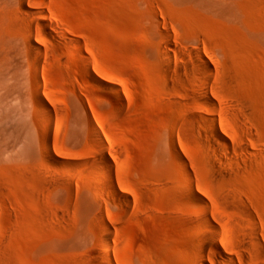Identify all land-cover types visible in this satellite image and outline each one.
Returning <instances> with one entry per match:
<instances>
[{
	"label": "rangeland",
	"instance_id": "rangeland-1",
	"mask_svg": "<svg viewBox=\"0 0 264 264\" xmlns=\"http://www.w3.org/2000/svg\"><path fill=\"white\" fill-rule=\"evenodd\" d=\"M109 263L264 264V0H0V264Z\"/></svg>",
	"mask_w": 264,
	"mask_h": 264
},
{
	"label": "bare ground",
	"instance_id": "bare-ground-1",
	"mask_svg": "<svg viewBox=\"0 0 264 264\" xmlns=\"http://www.w3.org/2000/svg\"><path fill=\"white\" fill-rule=\"evenodd\" d=\"M28 38H32V37H28ZM32 41V42H31ZM29 42H31L30 43V48H32V50H31V52H35V53H37L38 51H39V49L36 47V46H34V44H33V39H30L29 40ZM34 50V51H33ZM30 52V53H31ZM33 54V53H32ZM33 56L34 55H32V58H33ZM30 57H31V55H30ZM34 57H36V55L34 56ZM31 58V59H32ZM34 59V58H33ZM35 60H36V58H35ZM32 62H34V60L32 61ZM32 62H31V64H32ZM33 71H36L37 70V64H33ZM86 68V67H85ZM84 68V69H85ZM32 69V68H31ZM88 69V68H87ZM87 69H85V71L87 70ZM84 72V71H83ZM88 72V71H87ZM83 75H85V74H83ZM89 78H91L92 79V83H94L96 80H95V78H94V75L93 76H89ZM89 82H90V79H89ZM96 86H98L99 87V83L97 84V81L94 83ZM100 87H102V86H100ZM202 88V90L203 91H205V87L204 86H202L201 87ZM206 99V98H205ZM119 102V101H118ZM117 102V103H118ZM121 104V103H120ZM119 105V104H118ZM95 120V119H94ZM95 125H94V127H93V129H94V132H95V134H97V135H99V133H98V131L101 129V123L96 119L95 120ZM207 124V123H206ZM207 126H208V128H212L213 129V127H211V124L209 125V124H207ZM44 127V126H43ZM42 131H44V129L42 128ZM40 134V133H39ZM42 135V134H41ZM44 135V134H43ZM213 137L218 141V142H220V143H222V144H224V145H228V141H227V139L225 138V136L224 135H222L221 134V132L219 133V132H217V131H214L213 132ZM41 139V143H44L45 141H42L43 139L42 138H40ZM39 139V140H40ZM45 140V139H44ZM40 143V142H39ZM46 144H47V142H45ZM49 144V143H48ZM40 145V144H39ZM47 146V145H46ZM47 149H48V147H47ZM229 151V150H228ZM221 153V152H220ZM223 153H224V151H223ZM226 153H224V155H225ZM223 155V156H224ZM183 171V170H182ZM184 172H185V170H184ZM102 174V173H101ZM103 174H106V173H103ZM182 174L184 175V173L182 172ZM185 174H186V176L188 175L186 172H185ZM99 175V174H98ZM100 176V175H99ZM103 176V175H102ZM185 176V177H186ZM106 177V178H105ZM104 178L105 179H107V177L108 176H105ZM188 177V176H187ZM98 178V177H97ZM109 178V181H110V176L108 177ZM104 179V180H105ZM102 180V179H101ZM103 181V180H102ZM207 208V207H206ZM201 216L199 217L200 219L201 218H203V219H205L206 220V222H208V225H210L209 224V218H208V216H207V214H206V212H205V209L203 210H201ZM212 221V220H211ZM213 226L212 225H210V229H213L212 228ZM106 229V228H105ZM107 230L108 229H106L105 230V232H107ZM106 234V233H105ZM106 235H108V234H106ZM216 237L215 236H208L207 237V239H206V241H202V243H201V251L202 252H204V249L206 248V246H208V245H210L211 246V248H212V250H213V252L215 253V255L217 256V257H219V258H222V256H224L223 254H222V252H221V249H219V246H218V243H217V241H216ZM107 255V254H106ZM108 256V255H107ZM109 261V258L107 259L106 258V261ZM108 263V262H107ZM110 264V263H109Z\"/></svg>",
	"mask_w": 264,
	"mask_h": 264
}]
</instances>
